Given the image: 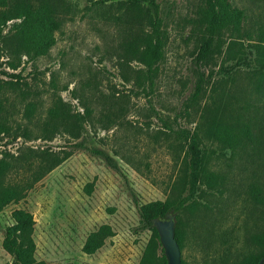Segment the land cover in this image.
I'll use <instances>...</instances> for the list:
<instances>
[{
  "label": "rangeland",
  "instance_id": "1",
  "mask_svg": "<svg viewBox=\"0 0 264 264\" xmlns=\"http://www.w3.org/2000/svg\"><path fill=\"white\" fill-rule=\"evenodd\" d=\"M214 1L155 0L158 18L151 12L144 29L157 23L164 46L150 80L139 79L144 67L124 55L130 29L138 28L128 22L131 11L121 0H69L73 20L55 34L46 56H23L16 70L2 59L0 80L12 82L2 99L9 122L27 127L30 138L3 137L0 154L16 156L25 148L72 154L25 199L0 212V264H15L2 241L17 209L35 221L37 260L139 264L151 231L141 223L138 207L189 197L183 172L192 134L203 149L206 173L220 184L212 191L201 186L177 220L172 215L182 261L224 264L226 257H235L239 264L261 252L249 239L264 232V77L253 66L236 63L254 58L249 53L264 30V0H223L229 11L243 10L244 17L239 32L231 26L220 31L219 54L205 67L197 55L208 36L206 17ZM211 71L209 84L193 101L200 73ZM54 106L70 122L82 117L79 140L63 126L51 141L37 138ZM93 151L105 153L116 168ZM104 224L114 236L93 255L84 254L86 238Z\"/></svg>",
  "mask_w": 264,
  "mask_h": 264
},
{
  "label": "trees",
  "instance_id": "2",
  "mask_svg": "<svg viewBox=\"0 0 264 264\" xmlns=\"http://www.w3.org/2000/svg\"><path fill=\"white\" fill-rule=\"evenodd\" d=\"M131 11L130 20L137 25L138 31L130 29V36L124 42V55L144 67L140 71L139 79L144 76L149 80L156 73L157 64L163 58V38L158 26L152 24L151 31L144 29V22L150 24L153 17L158 18V5L155 0H121ZM146 5V7H145ZM74 7L69 0H0V65L4 59V65L16 70L25 56L28 59L46 56L56 44L55 34L61 32L63 26L73 20ZM244 17L243 10L235 9L232 12L225 6L223 0H215L211 10L207 14L208 36L199 47L198 55L200 62L208 67L213 58L219 54V33L222 29L231 26L234 32H239L241 21ZM129 18V16H128ZM250 64L239 58L236 64L253 66L264 77V30L258 34L257 42L252 46ZM6 59V60H5ZM8 74V73H5ZM12 79L19 80V75L8 74ZM212 71L207 76L200 73L196 83L192 100L196 101L209 84ZM11 81L0 80V140L3 137L13 135L25 140L30 138L27 127L13 126L9 122L8 109L2 102L3 92L10 88ZM31 107V106H30ZM28 107V114L31 112ZM88 110L86 109V113ZM48 121L42 125V136L38 139L51 141L60 126L71 139L79 140L82 130V117H76L72 122L64 112H60L57 106L49 109ZM81 148L82 145H76ZM101 156L109 167H113L112 160L105 153L93 151ZM187 161L185 162L183 180L189 188L190 195L180 198L178 201H153L138 207L141 223L151 231V238L144 248L139 264H167L164 249L159 235L154 227L156 219H167L181 211L188 198L195 197L200 187L204 186L212 191L216 188L218 178L213 173H206L204 169L203 149L196 134L190 136L186 146ZM72 154V151H52L50 149L20 150L15 156L12 153L0 154V212L10 204H16L25 199L29 190L44 178L48 173L60 166ZM92 184L87 185L90 192ZM13 223L5 230L2 241L3 250L8 253L15 264H47L35 257L36 244L33 238L35 221L33 216L25 210H14L11 213ZM114 236V232L107 224L101 225L91 232L86 238L82 252L93 255L102 248L105 240ZM175 239L182 249L181 234L175 230ZM249 241L261 248L258 255H251L242 259L239 264H257L264 258V232L251 236ZM236 258L226 257L224 264H235ZM183 264H185L182 261Z\"/></svg>",
  "mask_w": 264,
  "mask_h": 264
},
{
  "label": "water",
  "instance_id": "3",
  "mask_svg": "<svg viewBox=\"0 0 264 264\" xmlns=\"http://www.w3.org/2000/svg\"><path fill=\"white\" fill-rule=\"evenodd\" d=\"M174 224L173 217L169 216L167 219H156L153 225L159 235L167 259V264H183L181 250L175 239ZM257 264H264V258L260 259Z\"/></svg>",
  "mask_w": 264,
  "mask_h": 264
}]
</instances>
